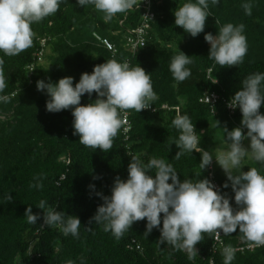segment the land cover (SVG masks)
I'll return each mask as SVG.
<instances>
[{
    "label": "trees",
    "instance_id": "1",
    "mask_svg": "<svg viewBox=\"0 0 264 264\" xmlns=\"http://www.w3.org/2000/svg\"><path fill=\"white\" fill-rule=\"evenodd\" d=\"M183 2L154 0L151 10L156 17L151 23L147 44L131 53L124 45L123 36L139 24L138 11L118 13L106 23L103 13L93 7L81 8L76 0H65L54 15L33 23L35 36L30 48L16 56H4L8 86L0 94L9 99L0 103V114L7 117L0 120V264H65L68 259L80 264V258H84L86 264H210V260L213 264H223V250H213L212 232L203 234L204 238L195 246L197 256L189 258L186 251L160 244L157 228L146 236V220L134 222L119 239L105 232L101 225L89 223L102 204L96 193L108 196L114 178L126 180L133 156L145 163L152 157L172 163L180 180L207 178L216 182L221 194L226 193L235 207L231 188H222L226 176L215 171L213 163L211 169L209 165L199 177V153L193 151L179 160L174 158L178 149L173 142L178 131L171 121L177 112L175 107L181 114L189 115L201 137L200 146L206 150L218 128L242 118L239 109L229 116L222 101L213 107V113L199 98L205 92L231 98L249 74L264 72V0H253L251 16L245 15L241 7L244 0H220L218 5L210 4L211 16L205 22L204 32L195 38L174 25L172 13ZM225 23L245 25L248 51L242 63L221 68L208 58L210 45L204 35H215ZM93 34L113 43L116 53L112 55ZM40 39L46 40L44 58L29 76L28 65L40 47ZM177 48L192 60L188 66L191 76L179 83L169 71ZM113 58L120 62L127 59L133 66L137 63L150 73L158 99L151 102L156 108L154 113L127 110L131 124L129 137L125 139L121 127L112 148L102 152L79 143V137L73 135L70 110L46 111L47 97L36 90V82L73 77L75 84L82 73H91L94 66ZM95 99V93L91 97L85 94L81 104ZM162 104L168 108L162 109ZM251 167L264 174V163L256 161L241 170L246 172ZM37 177L43 187H30L37 183ZM8 195L11 201L6 199ZM41 200L57 211L78 217L79 236H64L57 227L42 226L43 213L36 208ZM29 205L33 214L41 217L35 225L24 217ZM221 238L224 246L250 243L241 239L238 229L230 235L221 232ZM232 264H264V246L236 251Z\"/></svg>",
    "mask_w": 264,
    "mask_h": 264
},
{
    "label": "clouds",
    "instance_id": "2",
    "mask_svg": "<svg viewBox=\"0 0 264 264\" xmlns=\"http://www.w3.org/2000/svg\"><path fill=\"white\" fill-rule=\"evenodd\" d=\"M65 0H0V93L7 85L4 73V56H16L33 45L35 33L33 23L54 15ZM142 0H140V3ZM79 7L91 6L103 13L104 22H110L118 13L134 9L137 0H76ZM139 3V4H140ZM220 0H184L173 11L174 25L195 38L204 32L205 22L211 16L209 6L218 5ZM241 7L245 15H252L253 0H244ZM149 20L147 15L143 16ZM216 23H219L216 21ZM142 31V30H141ZM245 25L225 23L215 35L206 33L204 40L210 45L208 58L222 67H232L243 62L248 51L244 34ZM191 57L177 48L169 63V71L176 82L191 76ZM217 81L215 80L214 83ZM241 87L230 98L227 107L239 109L242 119L240 127L229 130L222 128L224 150L208 151L200 146L201 137L187 114L177 110L172 126L178 131L173 144L178 151L175 159L193 151L200 154V173L213 161L223 170L226 182L222 188H231L235 207L228 195L207 178L183 179L170 162L152 157L147 163L133 156L127 167V179L116 177L110 195L97 192L102 204L96 209L89 223H96L105 232L119 239L136 221L146 220V236L154 228L160 232V244L166 243L174 249L186 251L189 258L197 256L195 246L202 241L204 233L222 232L230 235L237 231L250 247L264 246V174L256 167L242 171L241 162L248 157L264 163V72L249 74ZM36 90L46 95L45 109L49 113L70 110L73 135L86 147L108 151L126 120L121 113L127 110L137 113L151 106L158 99L153 90L151 74L137 63L120 62L115 58L93 67L91 73H82L74 84L73 77H63L56 82L38 80ZM96 94L94 101L81 104V98ZM8 96L0 94V103L8 102ZM209 103V98L207 97ZM213 113L215 109L212 107ZM7 119L0 114V120ZM219 122L216 121L218 127ZM243 129H247L246 133ZM244 141H248L245 145ZM235 170V174H234ZM100 177H94L99 179ZM30 187L42 188L39 178ZM169 181H171L169 183ZM94 188V185H90ZM9 201L12 197H6ZM36 208L43 213L42 226L57 227L64 236L78 237L81 222L74 215L57 211L41 200ZM162 214V215H161ZM24 217L35 225L41 219L33 214L32 206L25 209ZM162 225V227H161ZM219 230V231H217ZM59 251V248H57ZM236 249L224 247L223 264H232ZM65 264H76L68 259ZM80 264H86L80 258Z\"/></svg>",
    "mask_w": 264,
    "mask_h": 264
},
{
    "label": "built area",
    "instance_id": "3",
    "mask_svg": "<svg viewBox=\"0 0 264 264\" xmlns=\"http://www.w3.org/2000/svg\"><path fill=\"white\" fill-rule=\"evenodd\" d=\"M154 0H142L140 3V0H137V5L134 7L135 11L139 12V24L126 32V34L123 36L124 45L125 47L131 52L134 53L140 48H144L147 44L148 38H149V31L151 28V23L155 20V13L151 10L152 2ZM140 3V4H139ZM147 15L149 17V20H146L143 16ZM142 30V31H141ZM94 38L99 41L108 51L111 52L112 55L116 53V47L113 43L109 42L107 39H103L99 37L96 34H93ZM39 49L34 53L32 57L31 63L28 65V74L29 76L32 75L35 66L42 63L44 58V51L46 48V40L40 39L39 40ZM125 61H128L127 59ZM207 97L209 98V103L207 101ZM230 98H225L219 95L216 92H205L200 98L199 102L209 105L211 108L214 107L219 101H222L225 106L227 105ZM162 109H167L166 104L161 105ZM175 110H178V107L174 108ZM226 109L228 111V115L231 116L235 113L236 110H232L226 106ZM145 111L154 113L156 111V108L154 106H150L147 109H144ZM121 118L126 120V123L122 125V134L127 139L129 136V132L131 130V124L129 121V112L127 111V115L125 116L124 113H121ZM203 133V131H201ZM211 169V164H210ZM209 177L213 179L212 173L209 174ZM213 184L216 186V188L219 189V186L216 182H213ZM213 233V250L216 249H224L223 241L220 236L218 237L215 232ZM235 248L238 252H244L245 250H252L254 247H250L249 244H240ZM210 264H213L212 260H210Z\"/></svg>",
    "mask_w": 264,
    "mask_h": 264
},
{
    "label": "rangeland",
    "instance_id": "4",
    "mask_svg": "<svg viewBox=\"0 0 264 264\" xmlns=\"http://www.w3.org/2000/svg\"><path fill=\"white\" fill-rule=\"evenodd\" d=\"M261 114H264V108L260 111ZM242 118L235 120V122L233 124H230V126L225 125L229 130L235 128V127H239L240 126V121ZM225 126H222L220 128H218V130L216 131L213 139L211 140V142L209 143V145L207 146L206 150L208 151H217V150H224L226 148V144L224 143V134L222 132V128H224ZM247 131V129H246ZM245 131V133H246ZM245 145L248 144V141H244ZM254 160L245 157L242 162H241V166L245 167L246 165H250L252 164ZM213 163V167L214 170L217 171L220 175H225V173L223 172V170L215 163V161L212 162Z\"/></svg>",
    "mask_w": 264,
    "mask_h": 264
}]
</instances>
